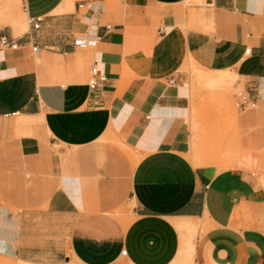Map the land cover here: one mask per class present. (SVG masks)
Wrapping results in <instances>:
<instances>
[{
    "label": "crops",
    "instance_id": "1",
    "mask_svg": "<svg viewBox=\"0 0 264 264\" xmlns=\"http://www.w3.org/2000/svg\"><path fill=\"white\" fill-rule=\"evenodd\" d=\"M185 1L0 0V37L19 45L0 52V255L264 264L263 110L239 117L252 150L195 164L182 81L189 64L226 70L264 106V0H203L192 27ZM30 16L39 29L21 31Z\"/></svg>",
    "mask_w": 264,
    "mask_h": 264
},
{
    "label": "rangeland",
    "instance_id": "2",
    "mask_svg": "<svg viewBox=\"0 0 264 264\" xmlns=\"http://www.w3.org/2000/svg\"><path fill=\"white\" fill-rule=\"evenodd\" d=\"M181 10L183 11L182 15H184L185 11L188 19L187 26L192 27V24L197 22V19L193 18L194 12L205 11L204 1H185ZM23 22L21 31L25 30L26 18H23ZM14 35L17 34L14 33ZM183 70L182 81L183 85L188 89L190 100L189 130L191 150L188 155L189 158L195 164L214 163L224 166L240 151L252 150V127L249 125L244 129L243 124L239 122V117L249 110L259 111L262 109L264 113V106L258 102L253 108H247L244 111L239 110L235 105L234 93L241 90L247 81L255 84H257V81L247 79L238 74L231 86H226V88H207L193 78V72H200L199 70L193 69L191 64ZM230 71L232 72L233 69H230ZM17 118L18 120L21 119L20 123L27 127L32 122L31 118L19 115ZM110 141L114 142V140ZM130 210L131 203H127L125 213ZM18 263L15 259L0 255V264Z\"/></svg>",
    "mask_w": 264,
    "mask_h": 264
},
{
    "label": "built area",
    "instance_id": "3",
    "mask_svg": "<svg viewBox=\"0 0 264 264\" xmlns=\"http://www.w3.org/2000/svg\"><path fill=\"white\" fill-rule=\"evenodd\" d=\"M42 21L41 16H30L26 18V23L28 28H30L31 31H36L40 27V23ZM108 28V26H106ZM77 45L83 46L86 44L84 40L81 42H76ZM18 43L16 39L14 38H7L5 36L0 37V52L5 50V49H11L14 50L18 48ZM32 51L36 52L37 51V46L32 47ZM250 52V48L247 47L244 50L245 54H248ZM104 76L99 74L96 66L93 64L90 68V75L88 79V86L90 89L95 88L99 82L104 81ZM255 88L251 84H248L245 86V88L242 87L241 90H238L234 93V99H235V105L239 110H244L247 108H253L256 106V99H257V94L255 93ZM251 92H253L251 94ZM123 255L125 254V250L121 252Z\"/></svg>",
    "mask_w": 264,
    "mask_h": 264
},
{
    "label": "bare ground",
    "instance_id": "4",
    "mask_svg": "<svg viewBox=\"0 0 264 264\" xmlns=\"http://www.w3.org/2000/svg\"><path fill=\"white\" fill-rule=\"evenodd\" d=\"M193 72V78L202 83L205 87H225L233 84L232 74L226 70L207 72ZM228 88V87H227Z\"/></svg>",
    "mask_w": 264,
    "mask_h": 264
}]
</instances>
